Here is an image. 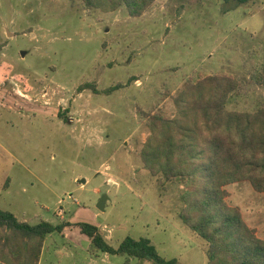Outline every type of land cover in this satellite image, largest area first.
I'll return each mask as SVG.
<instances>
[{"label":"rangeland","instance_id":"1","mask_svg":"<svg viewBox=\"0 0 264 264\" xmlns=\"http://www.w3.org/2000/svg\"><path fill=\"white\" fill-rule=\"evenodd\" d=\"M263 64L264 0H157L138 18L82 0H0V209L72 224L47 238L38 264H153L96 250L80 222L114 247L148 238L167 260L207 264L205 243L180 219L183 187L162 188L141 158L147 119H173L184 87L211 76L240 82L229 110L256 111ZM240 184L247 190L226 187L228 202L264 238V194ZM8 236L2 264L18 247Z\"/></svg>","mask_w":264,"mask_h":264},{"label":"trees","instance_id":"2","mask_svg":"<svg viewBox=\"0 0 264 264\" xmlns=\"http://www.w3.org/2000/svg\"><path fill=\"white\" fill-rule=\"evenodd\" d=\"M82 1L104 13L126 7L138 18L157 0ZM223 1L243 6L252 0ZM255 81L264 90V64ZM92 87L90 83L80 90ZM118 89L113 87L107 93ZM241 92L237 79L207 77L187 84L179 93L173 119L158 115L147 119L151 133L141 158L162 188L168 184L183 187L180 219L205 243L207 264H264V239L246 223L240 208L229 204L226 190L229 185L249 182L256 192L264 194V107L253 112L229 110L231 98ZM71 226L69 222L29 224L0 209V233L5 231L8 237L18 239V247L10 249L9 264H38L47 238L63 234ZM76 226L100 252L153 264H180L160 256L148 238L127 237L114 247L97 226L85 222Z\"/></svg>","mask_w":264,"mask_h":264},{"label":"crops","instance_id":"3","mask_svg":"<svg viewBox=\"0 0 264 264\" xmlns=\"http://www.w3.org/2000/svg\"><path fill=\"white\" fill-rule=\"evenodd\" d=\"M241 183H244V182H241ZM232 185H236V187L238 188H240V190H247L246 188H243L242 187V185L240 184V183H237V184H232ZM232 185H229V186H227V188L228 187H231ZM253 188V187H252ZM258 193V192H257ZM229 194H230V197H231V193L229 192ZM229 197V198H230ZM236 207H239L240 208V210H241V212H242V207H240V206H236ZM242 214H243V217H244V219H245V216H244V213L242 212ZM245 221H246V223L251 227V228H253V229H256L257 230V234H259L260 232H259V228L257 227V225H255V224H251L248 220H246L245 219ZM259 236V235H258ZM260 237V236H259ZM261 238V237H260ZM262 239H264V238H262Z\"/></svg>","mask_w":264,"mask_h":264},{"label":"water","instance_id":"4","mask_svg":"<svg viewBox=\"0 0 264 264\" xmlns=\"http://www.w3.org/2000/svg\"><path fill=\"white\" fill-rule=\"evenodd\" d=\"M106 199H107V196H103V198L101 199L100 203L98 204V208L101 211H104V209H105Z\"/></svg>","mask_w":264,"mask_h":264}]
</instances>
